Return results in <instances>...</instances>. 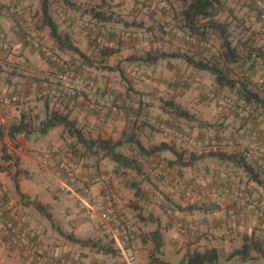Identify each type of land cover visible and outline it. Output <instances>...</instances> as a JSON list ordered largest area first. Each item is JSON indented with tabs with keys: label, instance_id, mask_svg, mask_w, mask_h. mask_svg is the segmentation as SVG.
I'll use <instances>...</instances> for the list:
<instances>
[{
	"label": "rangeland",
	"instance_id": "374dc122",
	"mask_svg": "<svg viewBox=\"0 0 264 264\" xmlns=\"http://www.w3.org/2000/svg\"><path fill=\"white\" fill-rule=\"evenodd\" d=\"M161 1L152 0L154 9L148 7L140 10L138 6L141 0H69L68 2L53 0L51 14L59 25L60 31L71 37L72 43L89 58L87 60L76 53L62 51L51 37L49 30L42 29L41 0H0V28L6 32L9 41L14 44L11 51L0 50V55L5 52L11 54L12 51H17L14 54L15 63L33 66L36 73L31 76L32 79L43 81V78L38 76V71H43L40 61L35 62L31 56L34 51L36 54H33L34 57L38 56L39 60L49 63L46 72L48 86H44V89H50L56 85L60 71H58L57 66L53 65L52 67L51 64L52 61L55 63L60 61L70 63L80 73L92 77L96 93L102 94L104 91H112L121 102L119 114H113L107 110L105 113L86 112L85 110L86 113L83 112L84 107L82 108L80 101H83V106L87 102V97L83 95L75 100L64 99L60 101L58 98L53 102L60 104L57 109L67 106L64 109L65 112L70 111L77 129L89 140L94 141L102 138L118 141L127 128H134L145 144L160 145L162 142L157 138L158 134H162L159 125L166 124L197 138L226 141L219 153L234 158L242 153L252 131L259 133L264 146L263 106H250L241 101L238 89L218 86L215 76L210 72L199 70L180 58L161 59L155 65H149L144 60L148 53L172 54L180 52L192 55L196 60L219 62L221 67L227 68L233 79L240 83H246L250 89L264 99V63L257 61L255 56L250 54L251 50L264 47V26H261L257 12L243 0H221L222 11L215 16L214 20L228 24V38L232 45L238 48L240 54L237 62L229 64L225 61L224 39L220 31L208 29L207 37H202L209 41L211 45L209 49L187 41L186 35L189 33L184 29H180V36L174 33L173 29L180 27L179 15L187 0H170V10H164ZM97 11L105 12L110 21H99L94 16ZM132 23H136V25L129 26ZM205 23L207 24L208 21H202L201 24ZM134 34H138V37L133 38ZM26 36L38 38L40 46L47 50L44 52L46 56H43L41 49L27 43ZM97 39H102V43L98 44ZM104 47H114L119 51L114 55L104 57L101 54V49ZM1 61L8 60L2 58ZM251 65L253 68H250L251 71H249ZM245 70L252 74L251 79L243 80L240 78V73ZM186 78L192 82H186L184 80ZM211 93L227 98L230 105L223 108L219 107L209 99L208 94ZM170 101L188 110L197 120L209 122L212 126L204 128V132H199L203 127L201 128L197 122L178 118L170 107ZM70 106L73 108L70 109ZM76 108L80 109L75 111ZM88 113L95 114H93L92 120L88 119L90 115ZM134 121H137L136 128L133 125ZM32 122L34 123V121ZM222 129H224L223 134L217 132ZM62 135H64V147L49 151L52 155L60 152L70 153L74 159L82 163L83 170L87 171L89 175H108L114 183L120 200L122 194L132 204H134L135 196L141 198L142 205L137 210L133 209L134 216L131 215L132 212L130 217L126 216L130 223L140 215L145 216V219H149L151 215L154 217V209L172 217L176 207L174 204L171 205L169 201L170 199L173 200L170 196L175 195V191L189 198L176 188L177 181L183 178L173 177L171 174L169 176L164 175L167 166H163L164 158L162 156L160 158L151 157L148 160L140 159L142 171L138 174L132 169L115 172L114 164L109 159L102 158L101 154H87L82 145H77V139L69 131L66 130ZM161 136L165 138L163 135ZM169 141L180 144L179 149L185 154L183 159H179L183 165L191 163L196 158H206L211 165L209 167L217 169L216 171L231 173V178L234 181L243 175L241 174L243 173L242 169L237 167L234 162L223 160L221 162L218 158L210 157L208 155L210 152L197 153L183 141ZM235 146L239 147L238 151L233 149ZM117 151L127 157L136 155L129 144L118 147ZM45 153L41 154L46 155ZM38 155L36 154V156ZM98 159L100 160L98 161ZM100 162L102 163L100 164ZM249 163L254 166L264 181V162L252 159L249 160ZM52 179L53 176L47 174V180L51 181ZM47 180L36 185L43 191L41 199L50 204L55 202L54 192L58 185L57 183L51 185L52 182ZM249 182L251 181L249 180ZM229 185L242 190L247 189L234 183ZM249 185L252 186L251 183ZM95 186L93 187L94 191L96 190ZM259 187L264 189V185ZM58 191L61 192V190ZM260 195L262 194L260 193ZM151 196H158L163 199L167 208L152 202ZM167 197L170 198L169 201ZM173 201L177 203L175 200ZM54 205L65 206L73 214L77 213L82 221L86 220L79 212L76 199L70 196L68 192H63L61 199ZM120 211L122 212V210ZM36 213L40 215L38 212ZM122 213L126 215L124 212ZM55 215L58 214L55 213ZM42 222L51 236L50 241L61 239L59 231L53 227L49 218L45 217ZM95 222L97 221L95 220ZM64 228L69 230L67 226ZM144 235L147 237L143 239L144 241L151 240L149 234ZM41 239L46 240L44 236ZM236 242L240 246V242ZM232 244L235 245V243ZM39 246L42 247L40 244ZM183 249L184 247L179 248L178 253ZM234 250L236 248H233L232 251ZM118 256V254L115 255L111 264L120 263L121 259ZM238 260L235 259L225 264H238ZM167 261L172 264H179V259H167ZM140 264L142 263L140 262Z\"/></svg>",
	"mask_w": 264,
	"mask_h": 264
},
{
	"label": "crops",
	"instance_id": "0c3cea01",
	"mask_svg": "<svg viewBox=\"0 0 264 264\" xmlns=\"http://www.w3.org/2000/svg\"><path fill=\"white\" fill-rule=\"evenodd\" d=\"M16 52L12 51L11 54L5 52L0 55V93H5L9 98L17 96L20 99L17 104L0 102V207L5 209L6 213L17 221L21 231L29 234L34 242L56 255L69 256L84 264H111L114 261V254H105L97 249L72 242L67 238V235H72L80 240L98 242V245L112 240L109 235L98 228L96 216L82 221L77 213L73 214L69 208L54 205L61 199L63 192L69 193L66 190V179L62 173L56 174L52 170H46L41 165L36 154L43 152L49 154V151L55 148L64 147L65 141L62 134L65 133L66 129L63 126L55 127L46 133H42L41 130L42 123L50 115L51 109L53 107L57 109L60 104L51 102L48 106L46 96L48 89H44V86H48L46 72L47 68H49V63L39 60L38 56L34 57L33 54L35 53L33 51L31 55L34 58L33 60L35 62L40 61L41 70H43L38 71V76L43 78V81L41 79L34 80L31 77L36 73L33 66L29 67V65H24L23 63H15L14 54ZM2 58H7L8 61H1ZM51 66L53 67L52 64ZM80 102L82 108L84 107L83 112H85L86 104L83 106V101ZM66 107L65 105L61 110L65 111ZM69 108L71 109L73 106ZM79 109L76 108L75 111ZM88 114H90L88 119L92 120L94 113ZM20 118L25 119V122L29 124V129L17 135L15 139H11L9 130L15 121ZM70 118L72 119L71 116ZM223 131L224 129L217 132L223 134ZM199 132H204V129H200ZM161 135L163 134L157 135L160 142H166L174 146L176 152L182 156L180 159H183L185 154L180 151V144L172 143ZM3 148L11 158L3 156ZM238 148V146L233 147L236 151H238ZM160 155L166 158L168 165L164 175L169 176L171 174L173 177L178 176L183 178V180H188L196 187L197 192L193 196L186 198L175 191V195L173 194L170 198H173L177 203L167 197V200L169 201L170 199L172 205L174 204L176 207L173 211V216L176 217H169L164 212L154 209V217L151 215L149 219H145V216L142 218L143 216L140 215L137 216L135 221L132 220L131 224L137 233L135 251L140 262L149 264V252L153 248V243L150 239L147 241L143 240L147 238L144 234H149L150 237L151 232L160 229L165 242L163 258L166 261L167 259H179L180 263L190 253L195 251L203 252L205 249L212 247H224L227 252H231L233 248L239 249L244 243L254 242V246L256 245L260 249L255 250L253 248L251 257L239 259L238 264H264V221L243 211L230 198H227L219 205L214 204L207 191L212 186L234 183L242 188L246 187L255 196L264 199V189L262 190L259 187L260 185H256L254 181L249 182L248 176L243 169V173H241L243 175L234 181L231 178V173L216 171L217 169L209 167L211 165L206 158H196L194 161L192 160L190 165H183L178 156L170 151L162 152ZM153 157L155 158V156ZM105 158L109 159L108 157ZM110 162L113 163L111 160ZM113 164V169H115L117 165ZM99 167L101 168L100 165ZM136 173L138 174V172ZM47 174L53 176L51 181L47 180ZM85 176H89V173L82 168L81 177ZM45 180L52 182L51 185L56 183L58 185L54 192V203L48 204L41 199L43 191L36 184ZM15 181H18L20 192L27 195L29 199H21ZM250 183L254 187L249 185ZM58 190H61V192ZM99 191L100 187H96L95 193L97 195ZM70 196L72 195L70 194ZM30 201L40 202L47 207V211L53 217V227L59 231L61 239H52L50 241L51 236L48 229L42 224L46 216L34 205L30 204ZM141 205L142 202L139 196H135L134 204H132L123 194L121 195L120 210L126 216L130 217L133 209L137 210ZM34 208L37 210L35 211ZM209 208L214 209V211L208 212L206 209ZM36 212L40 215H37ZM55 213L58 215H55ZM131 215L134 216V213ZM233 215H236L234 220L231 218ZM66 218L67 220H65ZM138 220L139 223L137 222ZM133 222L136 223L134 224ZM66 226L69 227V230H65L64 227ZM42 236L46 240H42ZM2 241L4 242L2 243ZM236 241L240 242V246ZM232 243H235V245ZM181 247H184V249L178 253ZM32 262L33 264L34 262L35 264H40L31 256L12 247L0 233V264H32ZM119 264H122L121 260Z\"/></svg>",
	"mask_w": 264,
	"mask_h": 264
},
{
	"label": "built area",
	"instance_id": "2783aa9c",
	"mask_svg": "<svg viewBox=\"0 0 264 264\" xmlns=\"http://www.w3.org/2000/svg\"><path fill=\"white\" fill-rule=\"evenodd\" d=\"M243 1L254 7L261 22L264 24V0ZM150 5L151 0H141L138 8L142 10ZM161 5L164 9H171L170 0H162ZM174 33L178 36L181 35L178 29H174ZM137 37L138 35H133V38ZM25 40L43 52L47 51L46 48L40 46L39 39L34 36H26ZM186 40L197 43L203 48L209 49L211 47L209 41L204 38L198 39L195 36L186 35ZM98 42L102 43V39H98ZM13 46L14 44L9 41L6 32L0 28V50L11 51ZM56 62L64 71H61L58 75L56 85L48 89L47 93H50L53 102L58 98L60 101L64 99L75 100L83 95L87 97L85 110L88 112L105 113L107 110L113 114L120 113L121 102L112 91H106L102 94L96 93L93 78L80 73L70 63ZM240 78L249 80L252 78V74L245 70L240 73ZM184 80L188 83L192 82L187 78ZM208 97L221 108L230 105L228 99L221 95L211 93L208 94ZM0 102L17 104L20 102V99L17 96L9 98L5 93H0ZM159 129L167 140L183 141L188 147L198 153L219 152L222 146L226 144V141L222 140L197 138L166 124L159 125ZM243 155L248 160L255 159L264 162V146L257 131L250 133L248 143L243 150ZM38 159L44 168L57 171L64 175L66 179V190L76 199V205L82 217L88 220L96 216L98 228L110 236V239L113 241V247L117 250L122 264H140L135 251L137 233L126 215L120 211V197L111 177L106 174L81 177L82 163L74 159L67 152H60L56 155H52L50 152L46 155L39 154ZM165 165L163 164V166ZM95 185L100 186L98 195L93 190ZM176 188L189 197L197 192L192 186L180 180L177 181ZM208 195L215 203H223L225 199L230 198L243 211L264 221V202L251 196L242 189L236 187H215L208 191ZM150 200L162 205L165 209L167 208L165 201L158 196H151ZM231 218L234 220L236 215H233ZM0 233L8 239L12 247L16 248L19 252L31 256L40 264H84L72 257L65 255L59 256L46 248L40 247L38 243L31 239L29 234L21 231L17 221L8 215L2 207H0Z\"/></svg>",
	"mask_w": 264,
	"mask_h": 264
},
{
	"label": "trees",
	"instance_id": "16d2710c",
	"mask_svg": "<svg viewBox=\"0 0 264 264\" xmlns=\"http://www.w3.org/2000/svg\"><path fill=\"white\" fill-rule=\"evenodd\" d=\"M52 1L53 0H41L42 16H43L42 29L49 30L51 37L54 39V41L62 51H70L80 56H83L87 60H89V58L86 57V55L72 43L71 37L67 34H63L60 31L59 25L56 23L55 19L51 14ZM65 1L68 2L69 0H65ZM250 6L254 9L252 5ZM148 7H152V0H151V5ZM154 8L155 7H152V9ZM221 11H222L221 0H187L186 5L184 6L183 10L180 12L179 15L180 27L174 29H178V30L184 29V31L188 32L189 35L199 36L201 38L207 37L208 29H214L220 31L224 39V47L226 52L225 61L230 64L237 62L240 54L238 52V48L232 45V42L228 38V34H227L228 24L220 23L214 20L215 16L220 14ZM94 16L99 21H104V22L110 21V18L106 15L105 12L97 11L95 12ZM205 20H207L208 23L201 24L202 21ZM258 20L261 26H264L259 16H258ZM135 25L136 23H132L129 26H135ZM118 51L119 50L114 47H104L101 49V54L104 57H108L116 54ZM42 54L43 56H46L43 51ZM250 54L252 56L254 55L257 61H261L264 63L263 46L251 50ZM167 58H180L184 60L186 63L192 65L193 67L198 68L199 70L210 72L213 76H215V81L218 86L222 88L227 87L229 89H238L239 90L238 93L240 94L241 101H244L250 106L258 105L264 107V99H262L257 93H255L252 89H250L246 83L244 82L240 83L239 81L233 79L230 76V73L227 71V68L221 67V63L219 62L196 60L192 55H186L180 52L172 53V54L148 53L147 57L144 60L149 65H155L161 59H167ZM52 65L57 66L58 71L60 72L64 71V69L58 63L52 61ZM250 68L252 69L253 65L249 66L248 69L249 71H251ZM105 92L106 91H104L103 93ZM46 96L49 106V104L53 102V99L50 96V93H47ZM169 104L172 111L178 118L183 120H189L191 122H197L198 125L201 126V128L203 127V129L212 126L209 122L197 120L192 113H190L186 109H183L177 103L170 101ZM70 116H71L70 112L66 113L61 109H56V107H53L46 121L42 123V127H41L42 133H46L48 130H51L55 127L63 126L67 131H69L70 134H72L77 139V145H82L85 148L87 154H92V155L101 154L103 156L102 158L108 157L113 163H115L117 165V167L114 169L115 172H120L123 169H132L139 173L142 171V163L140 162V159H148L153 156H155V158H160L161 156L160 154L165 151H170L176 154V156H178V159L182 158V156L176 152L174 146H172L169 143L163 142L160 145H145L143 141L140 139L139 134L136 133V131L134 130V128H130V129L127 128L123 132L121 139H119L118 141H112L102 138L96 139L94 141L89 140L79 129H77L76 123L74 122V120L70 118ZM133 125L136 128L137 121H134ZM28 129H29V124L25 122V119L20 118L17 121H15V123L11 126L9 130V136L11 139H15L17 135L27 131ZM127 144L131 146L133 153H135L136 155L127 157L123 153L117 151L118 147L126 146ZM2 151L4 152L3 155L4 157L11 158L10 155L7 154L4 148ZM208 155L210 157L218 158L223 161H233L236 164V166L243 169V171L247 174L248 179L250 181H254L260 186L264 185V181L261 179V175L254 168V166L249 163V160L243 155V151L242 153L236 155L235 158L219 152H210ZM99 160L100 159H98V161ZM162 162H163L162 164H166V166H168L165 158L163 159ZM186 164L190 165V162ZM180 181H183L185 184L192 186L197 191L196 187L193 184H191L189 181H185L183 179ZM15 182H16V188L19 191L21 199L22 200L29 199L27 195L20 192L18 181ZM215 187L224 188V187H232V186L229 184L216 185L209 187L207 191ZM244 191L250 194L251 196L259 199L260 201L264 202V199L255 196L248 189H244ZM169 203L172 205L171 201H169ZM30 204L34 205L41 213H43L47 218L53 221L52 214L47 211V207L45 205L37 201H33V202L30 201ZM214 204L219 205L221 203L214 202ZM206 210L208 212L214 211V209H210V208ZM67 238L72 242L78 243L82 246H88L93 249H97L105 254H114V255L118 254L117 250L113 247L112 240H110L105 244L98 245V242L92 240H80L72 235H67ZM150 238L153 243V248L149 252V264H172L163 258L165 242H164L163 234L161 233L160 229L151 232ZM6 240L8 241V239ZM253 248H255V250L260 249L258 248V246L256 245L254 246V242L244 243L239 249H236L231 252H227V250L224 247L207 248L203 252L195 251L193 253H190L179 264H224L226 262H231L235 259L250 258Z\"/></svg>",
	"mask_w": 264,
	"mask_h": 264
}]
</instances>
